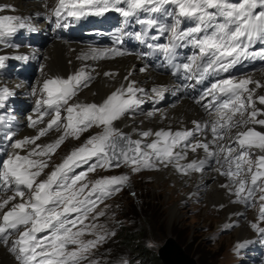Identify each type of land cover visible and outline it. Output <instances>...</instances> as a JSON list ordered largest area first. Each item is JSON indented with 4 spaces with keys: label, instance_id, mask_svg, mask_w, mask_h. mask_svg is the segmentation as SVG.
I'll list each match as a JSON object with an SVG mask.
<instances>
[{
    "label": "snow or ice",
    "instance_id": "snow-or-ice-1",
    "mask_svg": "<svg viewBox=\"0 0 264 264\" xmlns=\"http://www.w3.org/2000/svg\"><path fill=\"white\" fill-rule=\"evenodd\" d=\"M6 8L10 6H0V11ZM108 12L119 13L126 23L134 19L140 24L142 31L135 33V38L152 53L162 55L176 70L173 75L183 73L185 79L203 82L206 77L229 72L244 60L264 59V0H58L53 9L57 18L65 13L79 18L103 16ZM28 27L22 17L0 15V44L8 45L9 37ZM152 31L156 35L149 36ZM164 36L166 43L147 42ZM257 45L259 49L253 51ZM189 47L193 53L184 62L176 63L178 49ZM125 54L116 48L92 49L82 59H107ZM5 59L0 56V68L4 67ZM94 71L82 68L66 78L56 76L44 80L40 88L42 96L36 100L37 115L28 117L30 128L44 126L31 137L13 141L14 132L4 136L5 140L12 141V149H27L25 155L14 151L0 160V192L12 193L0 198V246L14 256L17 264H99L90 259V254L115 232L85 221L93 213V220L103 217L104 211H96L99 204L122 191L130 177L105 176L91 184L82 182L97 169L111 170L124 165L137 173L172 166L188 175L202 172L208 160L214 158L221 165L217 171L229 181L221 187L235 196L233 203L249 205L257 193L264 202V130L255 127L264 129V107L257 106V101L264 106V95H256V90L264 88V84L252 77L216 79L201 96V100L211 97L206 104H201L208 112V121H192L193 129L143 131L139 133L142 138L155 137L145 143L144 139L133 140L116 126L144 103L138 94H148L135 81L121 84L99 104L70 103L81 88L90 86ZM104 75L116 74L105 72ZM164 91L162 86L151 89L156 97H162ZM11 94L8 88L0 89V108ZM0 124H4L3 116ZM93 127L101 131L89 136L41 180L51 157L65 140H79ZM234 128L244 130L233 137ZM206 129L211 138L206 142L197 139L196 133L203 135ZM51 131L60 133L54 141L37 143ZM225 136L237 147L220 145ZM197 149L206 154L203 159L180 163L186 160L189 150L195 153ZM78 168L83 170L76 172ZM259 219L264 221V203L260 205ZM251 226L264 236V228L255 223ZM85 234L95 235V239L84 240ZM243 246L237 245V248Z\"/></svg>",
    "mask_w": 264,
    "mask_h": 264
},
{
    "label": "rangeland",
    "instance_id": "rangeland-1",
    "mask_svg": "<svg viewBox=\"0 0 264 264\" xmlns=\"http://www.w3.org/2000/svg\"><path fill=\"white\" fill-rule=\"evenodd\" d=\"M100 131V128L93 127L83 133L79 140L66 139L55 155L51 157V160L55 163L60 162L65 155L80 147L89 136ZM129 136L135 140L131 135ZM159 169L163 170L160 172ZM49 172L51 169H45V173L40 179L46 178L45 174ZM166 172H168L167 169L160 166L158 169H145L133 173L129 167L122 165L116 169H97L94 173H89L87 180L82 182L91 184L101 177L119 175H128L130 180L122 191L99 204L96 211H104L103 217L93 220L92 216L95 215L93 213L85 223L103 225L108 231L115 233L122 232L123 227L141 226L143 231L141 241L148 256L155 255L157 257V247L165 241L166 237H173L181 248L195 259L197 264H250L246 261L248 257L245 255V251L249 239L255 232L251 225L262 223L255 215V209H244L243 214L239 215L250 234L246 239H239L237 225L224 220L222 211L224 208L220 205L213 206L206 200L205 195L211 193L208 180L205 179L202 181L203 183H200L203 186V191L199 195H194L190 192L189 182L182 179L180 180L182 183L179 181L180 184L168 181ZM193 173L182 175L190 177ZM164 177L167 182L165 181L166 183L164 182L158 187L156 181L162 182L165 180ZM176 187L183 189L173 191ZM172 192H175L173 199L169 197ZM176 202L179 214L171 218L170 208ZM210 206L216 211H209ZM240 224L238 223V225ZM83 239H95V235L85 234ZM237 245L244 246L237 248ZM128 253L129 250L118 243L117 237L114 235L109 236L104 243L93 249L90 259L98 261L99 264H125V262L126 264H135L138 261V256L130 254V256L124 257Z\"/></svg>",
    "mask_w": 264,
    "mask_h": 264
},
{
    "label": "bare ground",
    "instance_id": "bare-ground-1",
    "mask_svg": "<svg viewBox=\"0 0 264 264\" xmlns=\"http://www.w3.org/2000/svg\"><path fill=\"white\" fill-rule=\"evenodd\" d=\"M53 0H0L3 4L2 6H10V9H5L0 11V15H16L23 14L30 16V20L35 22L38 18L39 12L43 11L44 5L51 3ZM81 47L75 42H69L66 40H55L51 39L47 41L42 48L41 58L44 66L42 67V74L39 77L41 79L43 76L46 77H67L78 70L84 68L86 71H92L95 69L92 74L94 78L92 79L90 86L87 88H82L77 97L70 101V103H80V104H91V103H101L111 92L119 88L121 84H127L129 81H135L136 85L139 88L145 89V86L152 84L157 86L160 81H165L166 76L151 70L145 72H138L136 70L135 60L131 55H125L120 57H115L112 59H102L92 61L88 59L87 62H84L80 55ZM89 69H88V67ZM142 69H147L145 66H140ZM105 72L115 73L114 76H105ZM125 77H128V80H125ZM244 77H252L253 80H258L264 84V68H261L257 71H250L239 76L238 79ZM13 80V79H12ZM10 90H14L16 87L15 81L7 82ZM253 87V85H249ZM150 94V92H147ZM256 95H264V88L257 89ZM258 107L260 106L257 101ZM152 112V116H148L147 113ZM205 112L198 105L181 99L174 105L162 104L151 110H145L142 113L130 114L124 116L120 121L117 122L116 126L121 129L123 132L131 135L135 140L144 139V142H150L155 137L142 138L139 133L143 131L152 130L153 132L159 130H186L193 129L194 125L192 121L203 122L205 117ZM257 130L261 129L259 125L255 126ZM37 130V129H36ZM36 130L30 131V133H36ZM243 128L232 129L231 135L234 137L235 134L239 131H243ZM60 134V133H59ZM58 132L51 131L47 136L42 137L41 140L37 141L39 144H44L47 141H54L58 137ZM196 138L207 141L210 137L207 135L206 131L203 135L196 133ZM29 148L31 146H28ZM214 148V146H212ZM67 156V155H65ZM205 153L202 149H197L195 153L189 150L186 160L180 161L181 164H185L192 160H197L204 158ZM63 157L60 162L64 159ZM51 160V159H50ZM59 163V162H58ZM54 161H49L48 170L53 168L58 164ZM221 166L219 164L211 165L207 168H204L202 172H194L190 177H184L182 173L176 171L172 166L165 167L168 172L167 180L180 184V180L187 181L190 184V192L192 194L199 195L203 191V186L200 183H203V180H208L210 185L211 193L210 195L206 194V200L211 202V205H222L224 210L223 216L224 220L233 222L238 227V237L239 239H246L249 236L248 229L244 227L245 222L239 217L243 214V207L238 203H233L235 199L234 195H231L229 191L225 188H222V184L229 183L228 179L225 176L220 175L217 171ZM160 172L163 170L159 169ZM47 175V174H45ZM165 178V177H164ZM45 178H42L43 180ZM166 178L162 182H157L158 187L164 184ZM180 181V182H179ZM165 182V183H166ZM182 183V182H181ZM200 187H196V186ZM183 189L182 187L174 188L173 191ZM10 195V194H9ZM202 195V194H201ZM169 197L171 199L175 198V192L170 193ZM187 197V194H186ZM204 197V196H202ZM19 200V198H17ZM15 202V201H14ZM238 204V205H237ZM217 208V207H216ZM7 210V209H6ZM209 211H216L209 207ZM179 214L177 202L170 208V217L174 218ZM225 223V222H224ZM238 223H241L238 225ZM246 252V251H245ZM248 252V251H247ZM249 254V252H248ZM0 264H17L14 260L13 255L10 254L7 249L3 246H0Z\"/></svg>",
    "mask_w": 264,
    "mask_h": 264
},
{
    "label": "trees",
    "instance_id": "trees-1",
    "mask_svg": "<svg viewBox=\"0 0 264 264\" xmlns=\"http://www.w3.org/2000/svg\"><path fill=\"white\" fill-rule=\"evenodd\" d=\"M121 231L122 232L117 231L115 235L118 243L129 250V253L124 255V257L130 256V254H136L138 256V261L135 262V264H162L155 255L148 256L141 241L143 232L141 226L123 227Z\"/></svg>",
    "mask_w": 264,
    "mask_h": 264
},
{
    "label": "water",
    "instance_id": "water-1",
    "mask_svg": "<svg viewBox=\"0 0 264 264\" xmlns=\"http://www.w3.org/2000/svg\"><path fill=\"white\" fill-rule=\"evenodd\" d=\"M156 256L162 264H197L173 237H166L165 241L157 247Z\"/></svg>",
    "mask_w": 264,
    "mask_h": 264
}]
</instances>
